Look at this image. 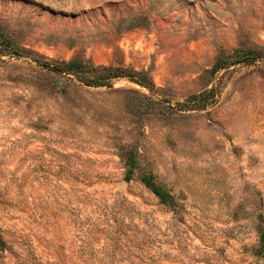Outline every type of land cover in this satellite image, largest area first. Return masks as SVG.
I'll list each match as a JSON object with an SVG mask.
<instances>
[{
	"label": "rangeland",
	"instance_id": "374dc122",
	"mask_svg": "<svg viewBox=\"0 0 264 264\" xmlns=\"http://www.w3.org/2000/svg\"><path fill=\"white\" fill-rule=\"evenodd\" d=\"M257 53L264 0H0V264H264Z\"/></svg>",
	"mask_w": 264,
	"mask_h": 264
},
{
	"label": "trees",
	"instance_id": "16d2710c",
	"mask_svg": "<svg viewBox=\"0 0 264 264\" xmlns=\"http://www.w3.org/2000/svg\"><path fill=\"white\" fill-rule=\"evenodd\" d=\"M256 57H261L260 53L256 54ZM261 58L264 59V56H262ZM67 67H69V70L71 72H73L74 75L77 76V73L75 71H73L70 66L71 65H66ZM59 70V69H56ZM75 72V73H74ZM84 80H82L85 84L87 85H94V86H99L101 84H103L105 81H91L88 80L85 77H80ZM134 77L130 76L131 80H135L133 79ZM199 99V98H198ZM126 164L128 166L126 174H125V179L129 180L133 174L134 168L136 166L134 159H132L131 157L127 158ZM141 181L144 184L145 187H147L152 193L153 195H155L160 203L164 204V205H168L171 206L173 204V196L171 194H169L166 190H164L161 186H159L152 175L149 174H143L141 176ZM3 245V241L2 238L0 237V247ZM259 253L264 257V230L261 231V233L259 234V248H258Z\"/></svg>",
	"mask_w": 264,
	"mask_h": 264
}]
</instances>
